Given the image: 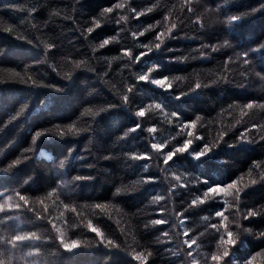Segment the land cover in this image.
Instances as JSON below:
<instances>
[{
    "label": "trees",
    "instance_id": "trees-1",
    "mask_svg": "<svg viewBox=\"0 0 264 264\" xmlns=\"http://www.w3.org/2000/svg\"><path fill=\"white\" fill-rule=\"evenodd\" d=\"M261 2L227 0L224 11L239 13L257 8ZM3 3L32 6L34 0H0V4ZM39 3L37 13L0 9L4 17L0 22V49H4L0 53V80L6 81L0 84V204H4L8 215L14 217L11 227L16 229L9 231L4 227L8 221L0 213V235L8 239L11 235L32 232L36 237L24 242L13 253L12 264H141L134 259L136 252L152 253L145 264H191L184 251L188 246L181 244L184 237L179 235L185 229L189 230V238L197 242L192 248L193 257L199 264H213L212 252L223 250V246L217 244L220 233L210 227L211 224L219 227L221 218L214 215L216 211H223L228 217L226 224L234 234L238 231L237 222L242 228L264 230V214L245 221L241 219L247 207L264 206V180L241 193L243 206L239 215L232 207L231 192L234 190H229L227 196L218 194L205 204L190 207L191 199L202 195L206 186H223L232 179L243 186L251 179H259L256 173L264 171L260 168L249 171L253 161L264 164V140L221 142L199 158L191 154L204 142L211 143L218 131L228 129L225 139L231 142L245 126L251 128L252 123L264 126V108L258 106L264 100V47L256 48L264 41V7L233 24H223L224 17L218 15L217 9V4H223V0H39ZM118 3H123L125 8H114L112 13L100 15L104 8ZM148 8L152 11H146ZM133 9L140 11L141 17H136ZM120 16L130 19L117 24ZM9 17L17 22V30L12 35L3 32L12 22ZM93 17L100 19L101 26L87 33ZM197 17H200L199 22H196ZM19 20L25 22L20 25ZM172 23L177 25L171 33L174 38L166 37L159 49L149 52L136 62L137 65L122 67L128 58L120 52L121 48L135 50L137 45L158 42L155 34L165 31ZM150 24L154 27L145 31ZM137 30L143 35L134 41L131 32ZM17 36L25 39H17ZM110 36H114L115 41L105 48L96 47ZM225 39L232 47L220 46ZM47 43H53L54 48L46 50ZM213 44L218 48L215 51L211 47L203 49L205 56L201 57V46ZM247 49H252L249 55L256 65L255 71L262 73L261 77L251 72L242 76L245 68L235 61V53ZM229 56L233 61L225 65ZM76 60L85 61V66L76 68L73 64ZM152 64L158 65L156 75L169 77L172 89L135 81L132 106L121 103L112 85L123 94V85L133 83L130 73L140 74L141 69L146 71ZM16 73L31 76L36 86L19 83ZM58 73H71L73 77L65 80ZM223 76L227 79H221ZM209 81L217 82L209 84ZM197 82L208 86L188 92ZM181 91L185 92L183 96H179ZM249 100L256 101L257 106L244 109L245 115L241 116V109ZM108 103L115 106L96 116L85 111L89 107L95 111ZM156 103L164 106V114L175 111L185 120L201 117L194 136L206 139L196 140L188 151L177 153L168 162L169 173L181 177L179 181L161 171L162 160L157 167L158 161L153 158L149 168L142 172L148 161H132L119 155L148 150L152 142L174 138L182 143L183 138H187L186 133L177 136L179 127L166 123L161 110L151 107ZM141 106L150 112L146 119L135 115ZM21 108L24 109L21 115L11 119ZM142 120L141 127L123 136L126 129H132ZM73 123L90 130L78 134L68 132L67 126ZM153 125L157 129L152 134L155 139L146 131ZM45 129L52 131L33 142L35 131L44 132ZM60 129H63V136ZM260 135H264V127L250 131L249 138ZM21 153H26V160ZM110 155L113 158H102ZM152 155L154 157L155 153ZM17 158L22 162L2 170ZM141 175L161 179L142 185L137 183ZM75 176L91 178L74 182ZM204 180L207 184H203ZM172 182L188 187H178L169 193ZM117 187L121 192L114 195ZM52 188H56L55 193L51 192ZM15 192L24 195L29 204L19 210L7 209L8 203H21ZM156 195L164 199L153 203ZM96 204H101L102 209H96ZM72 208L76 211L72 212ZM160 208L165 212H160ZM185 210L188 221L183 228L174 227L180 219L175 213L183 214ZM36 213H40L42 219L37 220ZM155 219L169 222L145 227L149 220ZM89 221L103 233V244L98 243L101 237L88 229ZM165 232L171 240L163 238ZM61 235L65 242L78 241V247L64 250L58 239ZM237 239L229 259L251 258L252 264H264V239L250 233H243ZM109 240L119 248L108 247ZM2 245L0 241V251ZM0 259H7V256L0 255Z\"/></svg>",
    "mask_w": 264,
    "mask_h": 264
},
{
    "label": "snow or ice",
    "instance_id": "snow-or-ice-1",
    "mask_svg": "<svg viewBox=\"0 0 264 264\" xmlns=\"http://www.w3.org/2000/svg\"><path fill=\"white\" fill-rule=\"evenodd\" d=\"M227 3V0H223V4H217V9L219 10L218 15H223L224 19L223 21H221V23L223 24H233L234 22H237L238 20H240L242 17L247 16L251 13H254L257 8L260 7H264V0H262L261 4H259L257 6V8H253V9H249L246 11H242L239 13H226L224 11V5ZM40 7V3L39 0H34V3L32 6H29L27 4L21 5V4H13V3H3L0 4V9H10L13 12L15 11H23V12H27V13H37ZM121 9V8H125V5L123 3H118V4H114L110 7L104 8L102 10V12L100 13V15H104L105 13H112L113 9ZM133 11L135 12V16L136 17H141V12L140 11H135L133 9ZM146 11L151 12L152 9L148 8L146 9ZM189 12H192V9L189 8ZM70 18V17H69ZM130 18L127 16H120L119 19L116 20L117 24H120L121 21H128ZM9 21H12V18L9 17L8 18ZM200 17L196 18V22H199ZM4 21V17L2 15H0V22ZM164 21L167 22V17H164ZM25 21L24 20H19L18 23L20 25H22ZM16 23L15 21H12L11 23H8L7 26H5L3 28V32L9 35H12L13 33L16 32L17 27H16ZM159 23V22H157ZM99 26H101V21L100 19H97L95 17H93L92 20V26L88 27L86 29L87 33H92L94 31V29L98 28ZM154 25H148L147 28L145 29V31L150 30L151 28H153ZM177 25L175 23L171 24V27L167 28L165 31L162 32H157L155 34V40L158 42H150V44H143V45H137L136 49L134 50L133 48L130 47H124L120 49V52L123 54L124 57H127L128 60L125 62L124 65H122V67H126V68H131L133 65H137L136 62H140L141 59L146 56L149 52H152L155 49H159L161 47V45H163L166 42V37L171 39L174 38L171 33L173 32V29H176ZM143 33L140 32L139 30L137 31H132L131 32V36L133 38V40L135 41V38L138 36H142ZM17 39L20 40H24L25 37L24 36H17ZM115 41V37L114 36H110L107 37L105 39H103L96 47L97 48H105V46L109 45L110 42ZM29 44L32 43L31 40L28 41ZM54 44L53 43H47L46 44V50H51L54 48ZM221 47H232V45L230 44L229 40L225 39L222 42V45H220ZM208 47H211L214 51L218 48V45L213 44V45H202L200 50V56L203 57L205 56V51L203 49H207ZM264 47V41H262L260 44H258V46L256 47L257 49H260ZM140 48H144L146 49V51L143 50H139ZM4 51V49H0V53H2ZM93 52L96 51V48L92 49ZM167 51H173L172 49H167ZM252 51V49H247V50H239L235 53V61H239L245 68V71L242 73V76H248L249 73H253L255 76L257 77H261L262 73L259 71H255V67L256 65L252 62L251 57L249 55V53ZM138 53V54H137ZM171 59H184V57H171ZM233 61V57L229 56L228 60L225 61V65H228L229 62ZM38 63V62H37ZM73 64L76 68H80L82 66H85V61L82 60H76L73 61ZM27 67V66H25ZM158 65L156 64H152L151 66H148L146 69V71H144V69H141L140 74H137L136 72H131L129 79L133 81V83H128V84H124L123 85V94H121V90L120 89H116L115 85H112L113 89L116 90L117 95L120 96V102L124 103V104H128L130 106H132V94L135 91V87L136 84H134L135 81H144V82H150L151 84H154L156 86H158L161 89L164 90H170L172 89V84L169 81V77L167 75H156L155 70L157 69ZM230 70V69H229ZM53 71H55V69H53ZM92 71H95V69H92ZM58 75H62L63 78L65 80H70L73 75L71 73H58ZM16 76L19 78V83L22 84H31L32 86H36V81L32 79L31 76H25V75H21L20 73H16ZM153 76L157 77V78H152ZM177 79H179V77H177ZM221 79H227L226 76L221 77ZM217 81H209V84H214ZM6 83V81H2L0 80V84H4ZM208 85H202L201 83L197 82L194 87H189L188 88V92H192L196 89H202L204 87H207ZM47 87H52L54 89H57L59 91H62L63 89L60 87H56L55 85H47ZM185 94V92L181 91L179 96H183ZM115 105H112L110 103H108L107 105H105L102 108H97L95 111L93 110V108L89 107L87 109H85V111L89 114H91L92 116H96L98 113L106 111L108 108L114 107ZM257 106V102L253 101V100H249L247 103H245L243 105V108L241 109V116H244V109H253L254 107ZM259 107L264 108V100H261L259 102ZM24 107H27V105H24ZM151 107H154L155 109H159L161 110V113H163V108L164 106H162L160 103H156L154 105H152ZM231 107V106H230ZM23 108H21L20 110L15 112V115L11 116V119H15L17 117H19L21 115V113L23 112ZM135 115L139 118H147V115H150V112H148V109H146V107H138L135 111ZM165 115V119H166V123L168 124H175L176 126L179 127L180 131L177 132V136H184V134L186 133V137L187 138H183L182 143L175 141L174 138H169V139H165L162 142H152L150 144V148L148 150H144L141 151L139 153H137L136 151H130L127 153H120L119 155L124 157L125 159L128 160H132V161H136V160H144V161H148L147 163L144 164L142 172L146 171L149 166H150V161L155 158L158 163H157V167H160L159 161L162 160L164 167L161 169V171L171 175L172 177H174V181H179L181 179V177L176 176V174L174 172L169 173V167H167L168 162L170 160H172V158L177 154V153H184L186 151H188L190 149V147L193 145V143L198 140V139H203L205 140L206 138H202L200 136H194V129L196 128L197 122L199 120H201L200 116H196L194 119H189V120H185L182 119L179 115V113L175 112V111H171L170 113L164 114ZM143 125V120L141 122H138L137 124H135L133 126L132 129H126L123 132V136H127L129 134V132L134 131L135 128H139ZM258 127H264V126H258L256 123H252L251 124V128L249 127H244L243 132L240 133L239 136H236L235 138L231 139V142H229V140H226L225 137L227 135V133H229L228 129L225 130H221L218 131L217 136L213 138V141L211 143H207L204 142L202 144V147L200 146L198 150L193 151L191 154L192 156L199 158L205 154H207L209 151H211L213 148H215L217 145H219L221 142L224 143H228V144H236L239 143L241 141H245V142H251V143H256L257 141L260 140H264V135H260L258 137H252L251 139L249 138V133L252 130H256ZM67 130L68 132H72L73 134H78L81 131H86V130H90L88 128L85 129H81L80 127H77V125L75 123L73 124H69L67 126ZM52 131V129H45L44 132H41L39 130L35 131V133L32 136V141L35 142L37 140V138H39L42 134L46 133V132H50ZM147 133L149 134V137L151 139H155L154 136H152L153 133L157 132V129L155 127V125L148 127L146 129ZM61 132V136L64 135L63 129H60ZM119 139V138H118ZM173 143L176 144L175 147H173ZM170 149V150H169ZM155 153V156L153 157L152 153ZM21 156L24 157V159H27V155L26 153H21ZM103 159H109V158H113L111 155L108 157H102ZM22 160L17 158L15 160L12 161V163L6 167L3 168L2 170H7V169H11L12 167H14L15 165H18L19 163H21ZM264 169V164H260L257 163L256 161H253L252 166H250L249 171L251 172L253 169ZM256 175L259 177V179H251L250 182L248 184H244L243 186H238V181L236 179H232L230 181V183L227 184H212V186H206L204 187L206 190L203 192L202 195H197L195 196V198L191 199L190 201V207H197L199 205L205 204L207 203V201L215 199L219 196H227L229 195V190H234L231 192V195L233 196V204L232 207L235 208V212L237 215L240 214V208L241 206H243L242 204V200H241V193L248 188L249 186L257 183L260 180H264V171H260L257 172ZM91 177H83V176H75L73 178V181H79V180H83V179H90ZM157 179H161V177H157V176H152V175H141V178L137 181L138 184H146L149 181H153V180H157ZM203 184H207V181L204 180ZM178 187H188L187 185H178V183L176 182H172L171 186L168 188V192L169 193H173L174 190H177ZM52 193L56 192V188H52L51 189ZM121 192V188L117 187L114 195L118 194ZM2 195V194H0ZM15 196L18 198V200L21 203H8L7 204V209H15V210H19L24 206H27L29 204V200L22 195L20 192H15ZM7 199H11V197H7ZM164 197L160 196V195H156L154 198H152V202H158L163 200ZM41 203H43V201H41ZM65 209L68 208V205L65 204L64 205ZM225 207H228L227 202L225 201ZM96 209H102V205L101 204H96L95 205ZM72 212H75L76 209L72 208L71 209ZM160 212H165L164 208H160L159 209ZM187 210H185V212L183 214L181 213H175L176 217H180L178 224L174 225V227H180L183 228L185 222L188 221V215H186ZM246 214L242 215L241 219L242 220H247L249 217H255L258 215H262L264 214V206H260V205H254L252 207H247L245 209ZM0 213H2L5 217V219L8 221L7 225H3L4 227L8 228L9 231H15V228H12L11 225L13 224L14 221V217L13 216H9L7 211L5 210V205L4 204H0ZM214 215L216 217H220L221 219L219 220V227L217 224H211L210 227L211 229L217 230L218 233H220V239L217 242L218 246H223V250L221 252H212L211 254V261L213 262V264H252V260L251 258L249 259H244L242 261L240 260H236V259H229L230 255H231V251L233 249V246H235L237 244V237L241 236L243 233H250L252 236L256 237V238H262L264 239V230H257V231H253V229L251 228H242L240 227L239 223L237 222V233L234 234L233 231L229 230L230 225L226 224V220L228 219V217L224 214L223 211H216L214 213ZM36 219L40 220L42 219L41 214L40 213H36ZM205 219L207 220L208 218L205 217ZM169 221L168 220H161V219H155V220H149L148 224L145 225V227H149L150 225H160V224H167ZM0 224H2V222H0ZM53 227H55V225L53 224ZM88 229L93 232L96 233L97 236L101 237V240L98 241V243L103 244L104 240H103V233L101 232V230L97 227H94L92 222L89 221L87 224ZM222 230V232H221ZM184 237V239L182 240L181 244L182 245H187L188 247L186 249H184V251L186 252V255L188 257V259L190 260L191 264H199V261L197 259H195L193 257V245H196V240L193 238H189V230L185 229L181 234ZM178 235V238H179ZM163 238L166 240H171L172 237L169 236V234L167 232L162 234ZM35 234L32 232H28L27 235H20V234H15V235H11L10 238L5 239L4 236L0 235V241H3V245H2V251H0V255H6L7 259H0V264H12V259H13V253H16L19 249V247L24 244V242L30 241L31 239H35ZM59 241H60V246L66 250V251H72L74 249H76L78 247V241L76 240H71L70 242H65L64 237L61 235L58 237ZM159 242V238L158 241ZM11 246V247H9ZM107 246L110 248H119V245L114 244L112 241H107ZM58 250V249H57ZM34 251H36L37 253L39 252V249H34ZM152 255V253H148L147 255H142L140 252H136L134 253V259L137 261H141V264H145V262L149 261L150 256ZM18 259H22V257L18 256ZM227 258V259H226Z\"/></svg>",
    "mask_w": 264,
    "mask_h": 264
},
{
    "label": "bare ground",
    "instance_id": "bare-ground-1",
    "mask_svg": "<svg viewBox=\"0 0 264 264\" xmlns=\"http://www.w3.org/2000/svg\"><path fill=\"white\" fill-rule=\"evenodd\" d=\"M96 234V233H95ZM71 253V252H70ZM40 255V254H39Z\"/></svg>",
    "mask_w": 264,
    "mask_h": 264
}]
</instances>
